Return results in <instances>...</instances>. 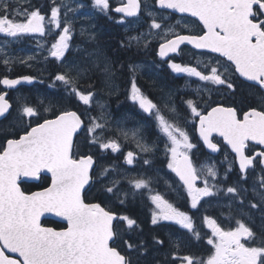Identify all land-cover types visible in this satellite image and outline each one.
<instances>
[{
  "label": "snow or ice",
  "instance_id": "snow-or-ice-1",
  "mask_svg": "<svg viewBox=\"0 0 264 264\" xmlns=\"http://www.w3.org/2000/svg\"><path fill=\"white\" fill-rule=\"evenodd\" d=\"M92 3L100 12L106 13L110 9L109 0H92ZM0 4L3 13L0 15V34L12 38L33 33L45 35L46 17L39 9L28 11L16 8L10 11L6 0H0ZM154 5H158L157 11L172 10L173 13L187 14L202 25L199 33L180 34L175 31V27L165 29L163 35L156 33L164 41L159 44L160 57L177 53L181 45H191L193 49L207 50L224 58L223 61L216 58L215 62L212 59L198 61L206 71L169 62V67L175 73H186L212 85H226L234 92V83L226 75L234 72L251 82L250 87L264 94V0H154ZM71 11L72 8L63 0L61 4L52 0L48 24L56 29L62 28L49 49V54L57 60L63 58L70 47L72 25L67 16ZM114 11L122 13L124 17H137L141 12V0H126ZM148 15L152 17L150 29H162L154 11H149ZM16 17L23 19L17 20ZM160 18L167 17L161 15ZM169 36L172 38L169 39ZM142 39L147 46V37L143 34L130 38L138 44ZM4 63L8 64L10 60L5 58ZM105 72H109L107 67ZM33 79L31 76L17 79L4 77L0 79V84L12 89L22 81L31 83ZM55 81L65 86L70 97H75L84 105L91 104L94 93L81 91L74 77L61 73L55 76ZM6 96L7 93H0V117H5L11 108ZM130 99L138 103L145 113L153 114L155 110L158 127L166 137L165 152L169 157L167 168L175 173L180 186L186 190L191 209L202 206L204 198L217 195L221 191L214 182L218 171L214 165H201L200 169L194 166L189 152L195 146L190 142L187 131L161 115L157 105L141 92L134 81ZM18 103L20 122L28 118L23 134H18V138L5 135L6 143L0 144V264H141L148 250L147 245L129 242L124 238L125 222L127 229L134 230L137 227L136 220L117 216L102 203L85 202V188L92 186L94 181L92 170L95 161L92 155L81 151L83 146L76 137L82 132L84 146L90 142L98 144L101 149L118 151L119 145L114 140L103 142L96 135L97 130H102L104 125L94 117H89L86 124L77 111L54 110L52 107H45L41 111L39 107ZM186 104L192 118H198L199 137L204 145L212 152L220 151L218 143L213 142L215 134L235 154V161L239 165V181L247 182L252 174L250 170L254 172L259 168L261 175L253 180V200L248 201V207L264 213V101L261 108L250 107L243 111L242 116L236 107L217 105L202 111L192 99L187 100ZM171 111L175 112V109ZM47 113L51 114V118ZM143 150L150 149L144 146ZM126 160L132 164V152L127 154ZM148 163L146 160L145 164ZM231 170L230 163L225 179ZM108 171L107 168L102 169L98 178H106ZM41 173L50 174L47 187L31 193L21 190L22 178H39ZM128 182L136 190L152 191L150 180L138 178ZM198 182L203 183V187H199ZM118 184V180H111L110 186L104 185L103 193L115 195ZM247 193L248 189L243 184L228 186L225 192L226 195L232 194L233 201L238 200L241 207L237 211L241 214H245L243 206ZM149 198L155 206L151 212L152 225L172 222L187 230L190 234L189 243L203 239L194 226L193 217L187 212L181 211L160 193L150 194ZM46 213L62 218L67 222L66 227L57 230L43 226L41 217ZM235 222V228L226 230L216 219L204 215L202 223L210 230L206 243L211 246V254L206 259L194 254H181L179 241L170 238L168 243L172 251L165 256L164 264H264V223L260 232L256 233L241 219ZM117 241L121 242L120 250L115 246ZM153 241L155 245H165V241L159 237L154 236Z\"/></svg>",
  "mask_w": 264,
  "mask_h": 264
},
{
  "label": "flooded vegetation",
  "instance_id": "flooded-vegetation-1",
  "mask_svg": "<svg viewBox=\"0 0 264 264\" xmlns=\"http://www.w3.org/2000/svg\"><path fill=\"white\" fill-rule=\"evenodd\" d=\"M47 1L49 0H24L25 5L21 6V4L16 0H6L10 11L16 8L21 10L27 9L28 11L39 9L41 14L46 17V32L44 36H41L39 33L25 34L13 41H10L9 43L5 42L3 45L8 46V51H11L13 48L17 50L23 49L32 53L35 57L36 54L41 53V50L37 46H51V44L55 42L58 38L57 35H59L62 28L56 29L54 26L48 24V19L51 15V6L48 5ZM14 2H16L19 6L16 7ZM64 3H67L72 8V11L68 13L67 20L70 21L72 25V41L69 42V44L70 46H75V49H73L71 53L67 52L64 56L65 58L61 62H57V74L65 73L74 77V82L81 91L85 93L89 91L93 92L94 98L100 99L99 101L101 104L104 103L112 111L113 109L107 104L105 99H119L120 102L121 100H127L130 107L129 110L122 109V111L120 109L119 114L115 116H124L126 119L125 125L123 126L126 133L129 126H134L138 123L142 125L144 128L142 133H140L141 140L154 147L150 156L145 155L144 153H139V158H136V168H132L133 172H130V177L135 176L134 172L138 173L136 174L138 177H141V174L147 173L145 170L138 171V167L141 162H144L145 158L148 159V161L152 163L151 167H146L148 169V173L150 172L155 175L159 174L160 176L156 179L155 186L151 181V190L154 193L159 192L160 190L169 191L172 200L178 202L176 205L183 206L181 202H183L184 199L180 196L176 197L175 195H172L175 189H183V187L180 186L175 173H171L170 180L162 181V179H164L162 177V174L164 173L162 169L165 163L161 168L159 159L160 155L163 156L165 154V150L163 149L165 139L159 133V127L154 120L155 118L153 114L145 113L142 109H140L139 105H130L128 102L131 95V85L134 81L137 87L140 88L141 92L157 105L160 114L164 115V99L167 100V105L171 109L174 106H177L178 113L180 115V123L186 128L191 142L195 146L189 154L195 167L207 160L215 166L216 170L220 174L226 173L230 163L232 164V167L234 165L237 168L238 172L235 174L236 176L234 175L236 178H233L232 184L233 186L243 184V187L248 189V193L243 206V212L245 214H241V212L238 211V215L235 214L237 215L235 217H242L241 220L247 226L251 227L254 232L259 233L261 225L264 223V220H262L264 213L254 209L252 210L248 207V201L253 200V194L251 191L253 180L258 179L261 175L259 168L257 167L254 172L250 170L252 174L249 176L247 182L239 181V166H237V162L235 161V154L232 153L230 148L223 143V139L216 135L213 136V142L218 143L220 151H218L215 155H211L207 152L203 147V143L199 141L198 118L194 120L190 112L188 110H184V104L186 105V101L192 99L198 103L199 109L202 111L210 110V107H215L217 105L224 107H236L239 114L242 116L243 111H247L250 107H256L258 109L261 108L262 101H264V94L257 92L254 88L250 87L251 82H247L239 77L238 73L228 72L226 74L231 82L234 83L235 91L233 92V90L228 89L226 85H212L210 82H202L196 77L188 76L186 73H175L169 67V62H175L180 63L181 65L195 66L198 67V70L206 71L203 68V65L199 64L198 61L207 62L208 59H212L213 62H215L216 58H219L221 61L224 60V58L219 57V54L193 49L190 45H181V48L177 53H173L167 58H161L159 56V44L164 41L160 39L156 33L163 35L164 30L169 27H175V31L180 34L199 33L202 29V25H200L194 17H190L185 14L173 13L168 10L157 11L158 5H154V0H141V12L137 17H124L122 13H116L114 11L115 7L122 3H126V0H109L110 9L106 13L100 12L96 9L93 6L92 0H64ZM50 4H52V2H50ZM80 5H82V7H80ZM0 9H2V4H0ZM149 11H154L157 22L162 24V29H150L152 17H149ZM2 14V11H0V15ZM161 15L167 18L161 19ZM61 21L63 27V7L61 9ZM177 21L180 23L177 24ZM185 25H187V27H185ZM149 32H151L152 35H148ZM142 34L144 37H147V46H145V41L143 39L139 44L135 40H130L131 37H138ZM168 38L170 39L172 37L169 36ZM70 54L72 57L71 62L73 64L71 71H69V65L71 62L68 60ZM14 61L16 60H11L8 64H13ZM35 63V61L31 62L30 60V66H27V63L23 66V68L29 72L32 71V74L35 75L34 77L35 80L37 79V83L34 86L8 90L0 84V93H7L6 99H8L11 104V112L13 109L16 110L20 107L18 102H23L30 106L27 96L23 92L24 88L30 89L34 95L41 92H48V94L55 96V98L58 99L56 101L57 104L65 106H60V110H73L70 108V104H75L76 106L80 105L84 108L82 104H78L79 101L75 97H70L68 95L65 91V86L58 81L54 82L56 84L55 91L50 90L46 92L43 88L44 86H42V83L44 84L46 80L44 81L42 77L37 75V72L42 71V69H39L40 66H46V63L50 66L53 64V61L45 60L40 63L39 67H34L32 65ZM105 67L109 69L108 73L105 72ZM77 72H79V75H77ZM22 76L23 75L15 76L10 79ZM46 78L49 79L48 77ZM53 78H50L49 81H52ZM19 97L20 100L18 99ZM173 99H177V101L181 102L183 101V109H181ZM245 100H248L250 103H246ZM115 109L118 110V108L115 107L114 111H117ZM50 116L51 114H49V118H51ZM8 117L5 120H7ZM18 121L19 120H17V122ZM8 124L13 126L22 125L21 122L17 124L13 121ZM117 136L118 134H116V137ZM4 143H6V141ZM128 144L129 142L125 140L124 147L119 152H114L115 156L119 159L109 161L108 163L103 161L107 154L111 155L109 150H106L105 153H103L99 150L100 148L98 144H91L89 154L93 156L95 161L92 170V175L94 177L93 184L96 183L95 188H101L107 182V179L102 180V178H98L102 165H118V163L122 162L124 156L129 152L127 150ZM226 154L227 159H225ZM162 162H165V160ZM231 173H233L232 170L227 172V176H230ZM173 175L175 177H173ZM49 184L50 179L48 177L40 176L37 181L20 182V187L22 191L31 193L41 191ZM172 184H176L178 186L172 188ZM122 186L129 189L132 193L139 192V190H134L133 186L128 181L122 182ZM176 192L177 191L174 193ZM205 201L207 200H203L201 202L202 206L199 208L200 215H198L195 222V226L198 227V230L204 238L206 237L207 231L203 227L202 217L204 215H208V212L206 211L208 209V204ZM240 207L241 205L237 200L234 208H236L237 211ZM225 209L226 208H223L221 211H214L213 213L216 216L215 219L217 222L225 229H228L226 224L229 223V218H227L229 212ZM253 215L255 216L254 218ZM41 222L43 226L53 227L57 230L66 227V225L52 220L43 219ZM234 223L236 224L235 221ZM197 224H199V226ZM158 225L172 224L161 222V224ZM174 227L176 228V226ZM228 227L235 228L234 226H230V224ZM165 236L167 238L171 237L172 232L166 230ZM173 237H178L177 240L179 241L180 248L182 249L189 244L185 237V233L182 234L181 231L178 232L177 235L173 234ZM201 245L204 246L203 240H201Z\"/></svg>",
  "mask_w": 264,
  "mask_h": 264
},
{
  "label": "rangeland",
  "instance_id": "rangeland-1",
  "mask_svg": "<svg viewBox=\"0 0 264 264\" xmlns=\"http://www.w3.org/2000/svg\"><path fill=\"white\" fill-rule=\"evenodd\" d=\"M16 1L18 3H20L21 6L25 5L24 0H16ZM49 1L52 2V0H49ZM49 1H47V3H48V5H50L52 7V4H50ZM56 2H57V4H61L62 0H56ZM63 2H64V0H63ZM14 5L16 7L19 6L16 2H14ZM16 19L17 20H21V19H23V17H16ZM49 35H50V33H49ZM17 38L7 37L4 34H0V63H4V59L5 58H8L10 61L11 60H16V61H14L13 64L11 63L12 65L4 63L5 66H4L3 70L5 72H7L8 67H10L11 69H12V67H16V66H18V68H23V66L26 65L25 63H27V66H30L31 65L30 64V60H31V62H34V61L36 62L35 64H32L34 67H39L40 63L44 62L45 60H47V61L52 60L53 64L50 65V66L51 67L55 66V68H53L55 72L58 70L57 69L58 68L57 62H61L65 57L61 58L60 60H57L56 58L52 57L49 54V49H50L51 46H37L41 50V53L36 54L35 57H34V55L32 53H29L28 51H25L23 49L17 50V49L13 48L11 51H8V49H7L8 46H5L3 44L5 42L9 43L10 41H13L14 39H17ZM71 41H72V39L69 42H71ZM73 49H75V46H70L69 49L66 51V53L67 52L71 53ZM29 57H32V59H29ZM41 58H42V60H41ZM21 61H24V62H21ZM45 65H47V63ZM40 67H39V69H42V71L44 70L43 73H46L48 71V68H45L43 66H40ZM35 69H37V68H35ZM2 78H4V77H2ZM54 82H56L55 81V77L53 78L52 81H48V82L45 81L44 84L42 83V86H44L43 88L45 89L46 92L50 91V90H52V91L54 90V87H53ZM35 97L38 100L39 105L41 106V108H40L41 111L45 107H52L53 109H55L54 106L57 104L55 96H52V95L48 94V92L47 93L41 92V93H37L35 95ZM18 99L20 100V97ZM99 100L100 99L93 98V100H92L90 105H84L82 102L79 101L78 104H82L84 106L83 113H84V116L86 117L87 123L89 122V117L97 118V122L102 124V125H104V127H103L102 130L98 129L96 135L99 136L103 142L114 140L119 145V150H118V152H119L124 147L125 140H127L129 142L128 145H130L132 147V148L127 149V150L129 152L133 153V162H132V164H128L127 163V160H126L127 154H126L124 156V158H123V161L118 163V165H114L113 164V165H110V166H107V165H103L102 166L101 170L104 169V168L109 169L107 177L106 178H102V180L103 179H107V182L104 185H109L110 186L109 182L111 181V179L112 180H114V179L118 180L119 184L122 185V182H125V181L127 182V181H129L131 179L144 178L146 180H150V183L152 181L154 183V186H155L156 179L159 178L160 176H159V174L155 175V174H152L150 172L148 173V171H147L148 169L146 167H151L152 163L149 161L148 164H145V161L146 160L148 161V159H146V158L144 159V162H141L140 166L138 167V171L145 170L147 173L141 174L140 175L141 177H138V175H136L138 173H135V172H134V175H135L134 177L133 176L130 177V175H129V174H131L130 172H133L132 168H134V167L136 168V165H137L136 158L137 157L139 158V153H144L145 155H149L150 156V154L152 153V150L154 149V147L151 146L149 143L143 142L141 140L140 133H142L144 127L138 123V124H136L134 126H129L127 128L128 131L126 133V130H124V128H123V126L125 125V120H126L124 118V116H118V117L115 116L117 114H114L113 111L111 109H109L108 106H106L104 103L101 104V102ZM128 102H129L130 105L137 104V106H138V103L133 102L131 99H129ZM163 102H164V116H165V118L168 119L169 122L178 123L180 127H182L185 131H187L186 128L183 127V125L180 123V115L178 113L177 106L173 107L175 109V112H172L171 108L167 105V103H168L167 100L164 99ZM115 110H117V109H115ZM184 110H188L190 112V109H188L187 104L186 105L184 104ZM94 113H95V115H94ZM49 114L50 113H47L46 115H49ZM97 115H98V117H97ZM161 115H163V114H161ZM153 116L155 118V110L153 111ZM17 120H19V119H13L12 121L18 124L20 122V120L18 122H17ZM154 120H155L156 124L158 125V122H157L156 118ZM112 126H113V128H115L116 131L118 130V132H116V134H118L117 137L114 135V133H111L112 132V128H111ZM159 133L164 137L165 143H166V137L163 135V133L160 131V129H159ZM190 142H191V139H190ZM165 143L163 145V149L164 150H165ZM89 144H91V143L89 142ZM144 146H148V148L150 150L149 151H144L143 150ZM99 150L101 152H103V153H105L106 150H109V153L111 155H113V156H115L114 152H116V151H113L112 149H101L100 148ZM191 150H190V152H191ZM190 152H189V154H190ZM164 153L165 154L163 156L160 155V159H159L160 161L165 160V162H164L165 165H164V167L162 169V171H164V173L162 174V177L164 179H162V181L163 180H170L171 173L173 174V172L170 169L167 168V162H168L169 157H168V155H166L165 151H164ZM201 165H209V166H211L212 164H211V162H208L206 160L203 163L198 164L196 166L197 169H200ZM173 177H175V176L173 175ZM209 179H210V183H212L213 181H211V178H209ZM226 181H227V179H225V174H223V173L220 174L218 172V176H217V178H216V180L214 182L221 188V191L219 193H217V195H215L213 197L204 198V200L208 201L207 202L208 209L206 210L208 212V215L213 217L214 219L216 218V216L213 213L214 211L218 212V211H221L223 208H226L225 210H228L229 214L227 215V218H229V223L226 224V227L229 228L228 227L229 224H235L234 221H232V216H237L238 215V211H236L237 207L234 208V205H236L237 200L236 201L232 200V194H227V195L225 194L226 188L228 186H233L232 183L231 184H227V186L224 185ZM104 185H103V187H104ZM163 186H167V185H163ZM175 186H178V185L172 184V188H175ZM199 187H203V183H201L199 185ZM140 190H143L145 193L148 194V196H150V194H156V193H160V194L164 195V197L166 199H168L169 202L173 203L174 206L178 207L181 211H185L190 216H192L193 217V221H194V226H195L194 218L196 217V219H197L198 215H200L199 208L201 206H198L197 209H191V201H190V198L187 197L186 190L177 188L172 193L173 196L174 195L176 197L180 196V197H182V199H184V201L181 202V204L183 206L176 205L178 202L172 200L169 191H161L160 190L159 192H156V193H154L153 191H151V193H149V191L147 189H140ZM175 191H177V192L174 193ZM213 191H215V189H213ZM150 202H151V200H150ZM154 207L155 206L152 205V211L154 210ZM235 214H237V215H235ZM165 223L172 224V225L176 226V228L178 227L176 232H180L181 231L182 234L185 233V237H186L187 241L189 240V235L190 234L187 233V230L181 229L178 225H175L172 222H165ZM197 225L199 226V224H197ZM203 227L207 231L206 232V237L205 238L203 237V239H202L204 241V248H206V249L204 251L205 254L199 255L198 257H203V258L206 259L207 256L211 254V252H210L211 246L207 245V243H206V239L208 238V236H210V230L205 225H203ZM195 228L198 230L197 226H195ZM173 234L174 233H172V236L170 238L172 240H177L178 237H173ZM192 242L196 243V244L198 243V241H195V240H192ZM180 249H182V248H180Z\"/></svg>",
  "mask_w": 264,
  "mask_h": 264
},
{
  "label": "trees",
  "instance_id": "trees-1",
  "mask_svg": "<svg viewBox=\"0 0 264 264\" xmlns=\"http://www.w3.org/2000/svg\"><path fill=\"white\" fill-rule=\"evenodd\" d=\"M68 60L69 62H71L72 60L71 54L69 55ZM72 65L73 64L71 62L69 66L72 67ZM4 66L5 64L0 63V79L2 77L13 78L15 76H21V75L35 76L32 74V71L29 72L25 68H18V66L12 67V69L7 66L8 70L7 72H5L3 70ZM43 67L48 68V71L46 73H43V71L38 70L39 72H37V75L42 77L44 81L45 80L49 81L50 78L55 77V75L57 74V71L55 72L53 69L55 68V66L49 67V65H46ZM46 77H48L49 79H47ZM53 87H54L53 91H55L56 90L55 83L53 84ZM23 90H24L23 92L27 96L30 106L40 108V106L38 105V100L36 99L35 95L30 91V89L24 88ZM55 99L56 101L58 100L57 98ZM105 101L107 102L109 106H111L114 114H119L120 109L129 110L130 108L127 103V100L126 101L121 100L120 102L119 99L118 100L117 99H107V100L105 99ZM174 101L176 102V104H178V106L181 109H183V104H182L183 101L182 102L177 101V99H175ZM245 101L246 103H250L248 102V100H245ZM60 106L65 107L63 105L56 104L54 106L55 108L54 110H60ZM115 107L118 108L117 111H114ZM70 108L73 110H76L78 114L81 115L85 123L87 124L86 117L84 116V113H83L84 108L82 106L80 105L76 106L75 104H70ZM180 108L179 110L181 111ZM19 116H20V113H18V109L16 110L13 109L8 119L3 121L0 124V130H2L0 131V143L3 144L6 141L5 135H7L9 138H17L18 134H23L22 130L25 124L28 122L27 118L24 119V122L21 125L22 127L8 125V123H10L13 119H19ZM34 121H35V118H33V122ZM111 128H112L111 133H114V135L116 136V132H118V130L116 131L115 128H113V126ZM76 139H78L80 144L83 146L81 148V151L89 154V149L91 147V144L87 143V145L84 146L85 145L84 134L83 133L80 134L79 136H77ZM130 148L132 147L128 145L127 149H130ZM115 159L117 160L119 158L117 156L107 154L103 162L108 163L109 161H113ZM163 163L164 162L160 161L161 168L163 167ZM236 173H237V169L235 166H233V173H231V175L228 176L227 178L228 182H230L231 178H234L236 176L235 175ZM228 182L225 184L226 186L227 184H229ZM95 184L96 183H94L84 194L85 202L102 203V206H105L106 208L111 209L117 216H128L136 220L137 227L134 230L127 229L126 222H125L124 232L126 233V235L124 238L128 239L129 242H143L145 245H147L148 250L145 253L144 258L141 260V264H164L165 256L167 254H170V252L172 251L168 243L170 239L169 237L167 238L165 236V231L167 230L173 233V232H176L177 229L173 225H155L154 226L151 224L152 204L150 202L148 194L145 193L143 190H140L139 192L133 195V193L130 192L129 189L124 188L121 184L117 186V192L115 195L105 194L102 191L103 187L95 188ZM125 193H127L126 196H125ZM121 201H123V203H121ZM254 217L255 216L253 215V218ZM194 220L196 222L197 220L196 217L194 218ZM154 236L159 237L160 239L164 240L165 245L162 247L155 245L153 241ZM115 246H117L118 250H120L122 247L121 242L117 241ZM123 247H126V245H124ZM203 250H204V246L201 245V241H198L197 244L191 241V243L186 245L184 249L181 250V254H194L196 256H199V255L204 254Z\"/></svg>",
  "mask_w": 264,
  "mask_h": 264
},
{
  "label": "water",
  "instance_id": "water-1",
  "mask_svg": "<svg viewBox=\"0 0 264 264\" xmlns=\"http://www.w3.org/2000/svg\"><path fill=\"white\" fill-rule=\"evenodd\" d=\"M168 11L173 12L172 10H168ZM177 14H181V13H177ZM185 15H187V14H185ZM190 46H191V45H190ZM204 51H207V50H204ZM209 53H210V52H209ZM171 54H173V53H170L169 55H171ZM213 54H215V53H213ZM161 58H162V57H161ZM163 58H167V57H163ZM19 78H20V77H19ZM241 78H242V77H241ZM15 79H17V78H15ZM242 79H244V78H242ZM35 82H36L35 79H33V81H32L31 83H28V82H24V81H22L21 84L17 85L15 88H12V89H17V88H19L20 86H32ZM2 86H3L4 88H6L4 85H2ZM6 89H8V88H6ZM8 90H10V89H8ZM10 110H11V108H10ZM10 110H9V113H10ZM9 113H6V114H5V117H0V122L3 121V120L9 115ZM79 134H80V133H79ZM79 134H78V135H79ZM78 135H77V136H78ZM214 135H215V134H214ZM198 136H199V132H198ZM218 137H219V136H218ZM220 138H221V137H220ZM199 139H200V137H199ZM221 139H222V138H221ZM200 141L203 143V141H202L201 139H200ZM203 146H204V148L206 149V151L209 152L210 154L215 155V154L217 153V152H212L210 149H208L207 146L204 145V143H203ZM237 166H239V165H238V162H237ZM40 176H45V177H48V178L50 179V174H49V173H41ZM177 179H178V177H177ZM37 180H38V178L26 177V178H22L20 182H22V181L30 182V181H37ZM198 183H199V182H198ZM88 188H89V186H86L84 193L87 191ZM21 190H22V189H21ZM43 219L52 220V221H54V222H60V223H62V224H64V225L67 224V222L64 221L62 218H60V217H56L54 214H51V213H46L43 217H41V221H42ZM13 255H15V254H13Z\"/></svg>",
  "mask_w": 264,
  "mask_h": 264
},
{
  "label": "bare ground",
  "instance_id": "bare-ground-1",
  "mask_svg": "<svg viewBox=\"0 0 264 264\" xmlns=\"http://www.w3.org/2000/svg\"><path fill=\"white\" fill-rule=\"evenodd\" d=\"M19 124V123H18Z\"/></svg>",
  "mask_w": 264,
  "mask_h": 264
}]
</instances>
